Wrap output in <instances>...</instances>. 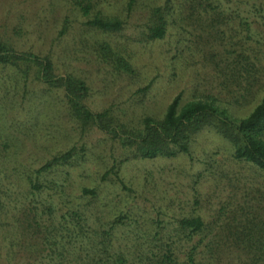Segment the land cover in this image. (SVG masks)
<instances>
[{
    "label": "rangeland",
    "instance_id": "374dc122",
    "mask_svg": "<svg viewBox=\"0 0 264 264\" xmlns=\"http://www.w3.org/2000/svg\"><path fill=\"white\" fill-rule=\"evenodd\" d=\"M86 1L122 19V31L87 26L77 6ZM129 2L0 0V41L48 55L57 75L85 82L92 111L108 110L128 128L162 118L177 95L181 106L214 100L237 118L259 104L264 0ZM154 8L162 9L165 35L149 40ZM68 151L71 158L40 171ZM233 154L207 128L189 154L133 158L111 135L83 130L62 90L0 66V264H113L118 255L124 264H145L161 260L168 246L177 264H254L227 239L226 224L250 211L264 217V172ZM193 217L207 229L189 238L180 221Z\"/></svg>",
    "mask_w": 264,
    "mask_h": 264
},
{
    "label": "trees",
    "instance_id": "16d2710c",
    "mask_svg": "<svg viewBox=\"0 0 264 264\" xmlns=\"http://www.w3.org/2000/svg\"><path fill=\"white\" fill-rule=\"evenodd\" d=\"M134 0H130L131 7ZM83 16L88 17L86 25L103 33H116L123 29L122 19L108 16L100 11H92L89 2H77ZM152 20L148 28L149 40L162 39L165 35L166 22L161 8H154ZM66 26L61 33L65 32ZM98 50L106 56L111 55V48L106 43H100ZM118 66L130 71L128 63L118 57ZM0 66L16 69L24 79H36L47 89H60L71 117L83 130L97 128L119 141L121 147L127 150L133 158L155 159L158 157L174 158L179 154H189L194 137L207 128L213 129L233 148V158L239 162L251 164L264 172V96L259 104L245 118H237L224 108L215 104L214 100H192L180 105V95L168 104L162 118L145 117L140 128H128L118 123L108 110L92 111L86 104L88 87L85 82L67 73L57 75L54 65L47 56H39L28 51H18L5 41H0ZM68 151L59 157H54L40 171L52 165L65 162L72 157ZM91 194L94 191L85 190ZM245 213L240 218L233 216L229 225L227 239H233L234 245L252 254L254 264H264V217L258 212ZM180 227L187 237L201 234L207 226L200 217L183 219ZM109 233H103V252L110 257L106 243L110 241ZM113 264H124L122 255L114 256ZM193 262V256H189ZM108 261V259H107ZM118 263V264H119ZM105 264H109L106 262ZM145 264H177L170 247L166 249L161 260L148 259Z\"/></svg>",
    "mask_w": 264,
    "mask_h": 264
}]
</instances>
